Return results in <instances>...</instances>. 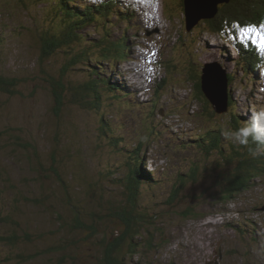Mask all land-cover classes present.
I'll return each mask as SVG.
<instances>
[{"label": "rangeland", "instance_id": "obj_1", "mask_svg": "<svg viewBox=\"0 0 264 264\" xmlns=\"http://www.w3.org/2000/svg\"><path fill=\"white\" fill-rule=\"evenodd\" d=\"M181 1L157 0V20L147 22L146 13L132 4L126 5L135 14L129 21L118 10L93 21L89 0H60L72 18L88 20L77 18L81 27L73 45L47 48L44 59L33 34L59 23L52 1L0 0V73L19 81L16 93L0 91V216L9 220L6 214L13 211L21 228L26 225L25 240L11 246L4 239L10 224L0 221V264H264V166L230 200H209L219 179L245 170L241 161L259 163L253 156L260 152L246 150L239 134L247 138L245 128L252 124L253 136L263 141L257 133L264 134V71L253 77L252 68L242 65L233 32L226 38L210 33L204 19L186 27ZM115 40L123 43L124 56L101 57L103 44ZM73 51L87 52L88 61H79ZM135 57L150 60L138 68L130 60ZM205 64L218 65L230 78L226 97L233 101L222 113L195 94ZM111 70L119 80L108 89ZM95 74L103 78L97 77L96 89H86ZM210 75L208 83L214 81ZM51 77L67 88L60 103ZM205 107L211 118L203 117ZM235 114H244L242 130L229 121ZM220 127L222 151L212 146L208 152L205 132L215 134ZM116 136L120 145L112 142ZM27 142L35 145L34 153L25 149ZM235 150L239 155L229 158ZM123 154L144 160L151 173L138 186L142 209L134 214L127 196L131 172L125 171L132 161ZM226 161L230 165L219 167ZM191 169L197 182L183 186L181 177ZM193 205L196 216L184 217ZM118 235L120 244L109 245ZM9 253H23L24 260L8 262Z\"/></svg>", "mask_w": 264, "mask_h": 264}, {"label": "trees", "instance_id": "obj_2", "mask_svg": "<svg viewBox=\"0 0 264 264\" xmlns=\"http://www.w3.org/2000/svg\"><path fill=\"white\" fill-rule=\"evenodd\" d=\"M51 1L54 4V7L52 6L54 21L56 20V22H57V20H59V18H60L59 23L50 26L51 30L49 28L45 27V25H43L42 28L46 32H43L42 28H37L38 29L37 31L39 33V34L36 33L37 37L35 36V34H33V36L35 37L34 41L37 42L39 40V44H37L38 45L37 49L41 45V50L45 51L44 59L46 58V56L49 55V52L46 50L47 48H49V50L52 51L54 46H60L62 44H65V42L67 44L71 42L73 45L76 38L78 37V36H76L77 35L76 31L79 30V28L81 27L80 25H78V24H81V22L77 21V18H79V17L72 18V11L69 9V6H67L68 9L66 10V12H64L63 10H61L63 8V5L60 3V0H51ZM181 3L184 4V0H182ZM104 6L105 5H103L101 7H97L99 10L98 16L95 17L92 13L89 16V19L98 21V20H100L101 17L111 16L110 15L111 13H108L111 11L107 10L108 8L104 7ZM121 19H122V17H121ZM203 19H204L203 23L207 26L209 32L214 33V34L219 35V36L220 35H226L227 36L228 34L231 35L232 32H233V34H235V32H236L235 30H238L241 27L255 26L257 28L258 25H261L264 23V0H228L226 2H223V4H221V5H217V11L211 18H203ZM54 26H56L57 29H54L53 28ZM33 32H34V30H33ZM238 39H240V40L235 41V39H234V41H235L234 45L236 46V49H237L239 55L241 56V59L243 62L242 65L244 64V67H246V68L256 69V67L258 66V63H260V61H261V57L257 56L256 52L254 51L253 45L250 42L244 41L245 40L244 38H238ZM106 40L107 39L104 38L103 40H100V41L102 43ZM238 42H244V44L247 47L241 45ZM109 43H112V46L105 47V45H108ZM72 45L69 44L68 46L71 47ZM123 47H124L123 43L117 42L116 40L111 41V42H106L105 44H103V47L100 50V56L101 57L105 56L107 58L109 56L122 57V56H124ZM84 48H87V46H81L79 48V50L84 49ZM71 49H72V47H71ZM78 51L70 52V54L72 56L78 55L79 61L81 58H83L87 62L88 61V59L86 57L87 52L83 53V52H78ZM94 61H96L97 64H101V63L97 62V59H95ZM68 63H69V61H68ZM99 67H100L99 71L101 73H104V72H102V70H100L101 66H99ZM111 72L114 73L113 70ZM191 73L192 72H190V74ZM94 76L95 77L90 78L91 80L88 82V85L85 86L86 89L87 88H92V90L96 89L97 88L96 83H98L100 81V79L103 78L102 76L99 77L97 74H95ZM97 77H99L100 79H98ZM199 77H201L200 74L198 75V78ZM227 78H228V75H227ZM192 79L193 80L195 79L194 75L192 76ZM228 79L230 81V78H228ZM55 80H56L55 78L54 79L52 77L50 78L51 84H54V87H53L54 90L53 91H54L55 98L57 99L58 103H60L61 99L64 96L63 92H65V90H64L63 85H61L60 83H57V81H55ZM108 80L112 81L111 76L108 77ZM18 82H19L18 79L12 78V77L8 78L3 73H0V91H3L5 93H10V94H12L13 92L16 93V91H17L16 86H17ZM228 83L229 82L227 81V85H228ZM113 85H115V84H113ZM98 87L102 90V84L101 83L98 85ZM104 87L111 89L112 88V82L108 81V83ZM194 89H195L194 90L195 94L203 97L204 100H206V105H207L208 101H207V99H205V97L202 93L201 85L198 83V80L195 82ZM58 90L61 92H58ZM199 96H197V97H199ZM110 97H111V94H110ZM228 99H229L228 104L229 103L231 104V102L233 101L232 100L233 98H230L229 93H228ZM93 104L97 105V103L96 104L93 103ZM205 108L207 110L206 109L203 110V112H202L203 117L205 119L211 118L213 113L208 111L207 107H205ZM229 111H230V108H229ZM243 115L244 114H241L238 116L235 114V115H232V117H229V118H231L229 121L233 125L232 127H234V125H235V129H236V127H238L239 129L241 128L240 130H242L244 128V125L241 122H240L241 125H239L240 127L238 126L239 120L242 122L245 120V117ZM105 119L106 118H104V120ZM102 121H103V119H102ZM231 124H229V125H231ZM249 125L250 126H248V127L246 126V128H245L246 136L249 139H247L241 133L239 135L241 138L242 145L247 146L246 150H249V152H252L253 154L260 152L258 155L253 156L255 158L254 160L259 159L258 160L259 163H257V161H253V162L250 161L249 166H247L248 164H246V166H247L246 167L245 164H243L244 162L241 161L239 166L241 168H244L245 170L242 169V171H241V169L237 168L236 170H233L230 173V175H225L223 180L219 179L218 183H216L217 185L215 186V188L217 187L215 189L216 191H214V189H213V191L209 194V195H212L209 197L210 198L209 200H211V203H213L215 200H228V199L230 200L231 198L229 197V194L232 193L237 188L246 187L247 186L246 183L248 182L247 179H249V177L252 176V173H256V170L258 169L257 166H264V142H263L264 141V134L261 135V134L257 133L258 136H260L263 139V141L258 140V138L256 136L255 137L253 136V134H252L253 131H251V129H254L257 127L252 126V124H249ZM221 132L224 135L222 128L220 129L219 132L216 131L215 134H213V130H209L208 132H205V134H206L205 136L208 137V144L204 148L205 150H208V148L210 149L212 146H214L216 150H217V148H219L222 151L221 146H220L222 143ZM118 140L120 142L119 136H116L115 138L112 139V142L113 141L118 142ZM119 142H118V144H119ZM228 142L230 143V141H228ZM113 144L110 142V145L112 147H113ZM230 144L233 146V143H230ZM34 146H32L31 143L27 142V146L25 149H27L28 151L31 150L34 153V151H35V148H33ZM28 147H30V148L28 149ZM117 147H119V149L122 148V146H117ZM113 149L115 150L114 147H113ZM221 151H220V153H221ZM208 152H209V150H208ZM238 155H239L238 150H235V151H232L229 158H232V157H235ZM126 157L130 158L131 155L128 154V155H126ZM130 159L132 162L128 163V166L126 167L128 169L125 171H126V173L128 171L131 172V177H128V186H130L129 188L131 189V192H129V194H127V193L126 194L129 198V200L133 202V204L129 207L131 209V212H129V213L134 214V213H136L135 209L136 210L139 209V211H141V209H142L141 207H139V205L137 203V198H136V196L138 194V186H142L143 182L149 181V177H147V176L150 175L151 173H149L148 170L145 169L144 160H139L140 162H138L137 160H135V159H137V158H135V155L133 156V158L131 157ZM223 161H224V159H223ZM227 163H230V162L226 161L223 164H219V167H222L224 165H230ZM247 170H250V172L248 173ZM195 174H196V171H193V169H191V171H189L188 174H183L182 175L183 177H181V179L183 178L182 179L183 180L182 185L184 186V182L186 183L187 180H194L197 182L196 177H198V176ZM222 174H224V173H221V176L223 177ZM184 178H186V180H184ZM118 179H122V177L118 178ZM137 179L139 181L141 180V182L138 183ZM223 182H225V183H223ZM220 184H221V187H224L221 192L219 191V187H220L219 185ZM172 198H175L177 200V194L175 193L174 195L169 196L171 203L175 202V201H172L173 200ZM135 201H136L137 205L135 204ZM167 203L168 202H166V204ZM168 204H170V203H168ZM110 205H113V204H110ZM18 208L19 207H16V209H18ZM192 208H197V207L193 205V206H189V208L184 209L183 216L184 217H188V216H194L195 217L198 212L197 213L194 212V209H192ZM112 209L115 210L114 208H112ZM8 211H9V214H6V215L9 218V220L2 218L0 216V218H1L0 221L10 224V230H11L10 232L11 233L8 234L7 237H5L4 239H6V241L9 242L11 244V246H13V243L19 242L20 239H22V241L25 240V238H23L22 236L25 235V233H26V231H25L26 225L21 228V224H20L19 220L12 214L13 211H10V210H8ZM0 213H1V211H0ZM139 213L143 214V212H139ZM203 214L202 215L199 214V216H204ZM27 224L35 226V221H29ZM32 226H31V228L35 229ZM128 226L129 225H127V227ZM36 235H37V231H36ZM118 236L116 238H114L113 242L109 245L116 246V245L120 244L121 237L120 236L118 237ZM123 237H127V236L122 235V238ZM31 238H33V237H31ZM8 255H9L8 256L9 260H8L7 256L5 257V260L8 262L9 261L12 262L14 258H20L21 260H24L23 253H18V254L16 253V255L14 257H10V253ZM0 261H1L0 263H2L3 260H0ZM105 264H112V263L106 262Z\"/></svg>", "mask_w": 264, "mask_h": 264}, {"label": "water", "instance_id": "obj_3", "mask_svg": "<svg viewBox=\"0 0 264 264\" xmlns=\"http://www.w3.org/2000/svg\"><path fill=\"white\" fill-rule=\"evenodd\" d=\"M228 0H184L185 20L186 27L190 28L193 24L197 23L200 19L211 18L217 11V5L221 2ZM206 71L210 73L215 72V76L210 77L214 81L208 83L205 75L202 78V90L206 95V99L212 105V109L217 113H222L227 109V95H226V77L224 71L220 70L214 64H205ZM213 71V72H212ZM224 73V75H223ZM219 82H217V81Z\"/></svg>", "mask_w": 264, "mask_h": 264}, {"label": "bare ground", "instance_id": "obj_4", "mask_svg": "<svg viewBox=\"0 0 264 264\" xmlns=\"http://www.w3.org/2000/svg\"><path fill=\"white\" fill-rule=\"evenodd\" d=\"M97 1H99V2H102V1H105V2H110V1H112V0H97ZM114 1H116L115 3H117V5H110V7H112L113 9H114V12H116L117 13V8H119V14H121L122 12H121V10H120V5H121V8H122V11L123 12H125L126 13V15H127V17L129 18V17H134L135 16V14L134 13H132L131 14V16H130V14L129 13H127V8H128V6H126V5H128V4H132V5H134V7H136L138 10H141V11H143L144 13H146V17H147V22H150V21H155V20H157V15H156V13H155V9H154V5L155 6H157V0L156 1H153V0H143V1H146V4L145 5H143V4H141L140 3V1L141 0H114ZM89 8L87 9V12H90L91 14L93 13V15L95 16V17H97L98 16V13H99V10H98V8L96 7V4L94 3V1L93 0H89ZM132 2V3H131ZM142 2V1H141ZM125 3H127V4H125ZM120 4V5H119ZM116 9V10H115ZM101 15V14H100ZM77 17H79V18H83V19H85V20H88V18L87 17H85V16H77ZM105 18H108V17H105ZM143 18V17H142ZM96 19V18H95ZM123 19V18H122ZM93 21H95V20H93ZM232 37H233V39H236V40H240V39H238V35H236V34H233L232 33ZM232 39V42L234 43V40ZM238 43H240L241 45H243V46H245V47H247L245 44H244V42H238ZM221 47V46H220ZM219 48V47H218ZM263 50V52H264V49H262ZM159 58H160V56H159ZM112 59H116V61L117 60H119L120 58L118 57V56H113V58ZM153 63V62H152ZM258 66L261 68V69H263V71H264V67H263V62H261V63H258ZM136 67H138L139 68V66H136ZM100 68V67H99ZM131 69V68H130ZM203 69V68H202ZM97 70V69H96ZM100 70H102V69H100ZM132 70V69H131ZM112 71V70H111ZM110 71V75H109V73H107L106 75H107V78L109 77V76H111V79H112V81H113V83L112 84H117V80H119V79H116V76H114L113 74H112V72ZM114 72H115V70H113ZM129 72H131V71H129ZM206 73H208V71H206ZM224 73H225V75H227V73L224 71ZM224 73H223V75H224ZM212 74V73H211ZM204 75H206V74H204ZM204 75H201V81H202V78H203V76ZM216 75V74H215ZM226 77V76H225ZM228 78H226V83H227V80ZM121 80V79H120ZM203 80H204V78H203ZM142 81V80H141ZM140 82V81H139ZM68 83V82H67ZM120 83L122 84V85H124L125 84V82H121L120 81ZM54 85V84H53ZM125 86V85H124ZM126 86H127V84H126ZM226 86V90H227V84L225 85ZM58 88V87H57ZM150 88V87H149ZM151 89V88H150ZM65 90H67L66 88H65ZM155 90V89H154ZM201 90H202V82H201ZM127 91V90H126ZM143 91V90H142ZM61 92V91H60ZM125 92V91H124ZM12 93V92H11ZM202 93H203V95H204V97H206V95H205V93L203 92V90H202ZM58 95V94H57ZM110 97V96H109ZM228 103V102H227ZM57 104V103H56ZM108 129V128H107ZM122 147H124V146H122ZM134 148V150H135V146L133 147ZM125 149H127V150H130V151H128V152H132L133 154H134V150H132L131 148H125ZM123 156H125L126 157V155H124L123 154ZM226 227V226H225Z\"/></svg>", "mask_w": 264, "mask_h": 264}, {"label": "snow or ice", "instance_id": "obj_5", "mask_svg": "<svg viewBox=\"0 0 264 264\" xmlns=\"http://www.w3.org/2000/svg\"><path fill=\"white\" fill-rule=\"evenodd\" d=\"M264 27V26H261ZM253 34L255 35L256 39L253 40ZM240 36L242 38H247L253 43H259L261 49H264V34L260 32L259 29L256 27H241L240 28Z\"/></svg>", "mask_w": 264, "mask_h": 264}]
</instances>
